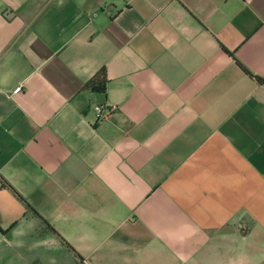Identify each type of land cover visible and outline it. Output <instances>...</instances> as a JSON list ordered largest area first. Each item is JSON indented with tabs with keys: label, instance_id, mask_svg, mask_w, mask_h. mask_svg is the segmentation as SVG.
<instances>
[{
	"label": "crops",
	"instance_id": "obj_1",
	"mask_svg": "<svg viewBox=\"0 0 264 264\" xmlns=\"http://www.w3.org/2000/svg\"><path fill=\"white\" fill-rule=\"evenodd\" d=\"M0 264H264V0H0Z\"/></svg>",
	"mask_w": 264,
	"mask_h": 264
},
{
	"label": "trees",
	"instance_id": "obj_2",
	"mask_svg": "<svg viewBox=\"0 0 264 264\" xmlns=\"http://www.w3.org/2000/svg\"><path fill=\"white\" fill-rule=\"evenodd\" d=\"M106 85H107V78L103 70L100 76L93 79L87 86H89L93 91H105Z\"/></svg>",
	"mask_w": 264,
	"mask_h": 264
},
{
	"label": "built area",
	"instance_id": "obj_3",
	"mask_svg": "<svg viewBox=\"0 0 264 264\" xmlns=\"http://www.w3.org/2000/svg\"><path fill=\"white\" fill-rule=\"evenodd\" d=\"M115 108H116V105H112V106L98 105L96 107L99 117H104L105 115L110 114Z\"/></svg>",
	"mask_w": 264,
	"mask_h": 264
}]
</instances>
